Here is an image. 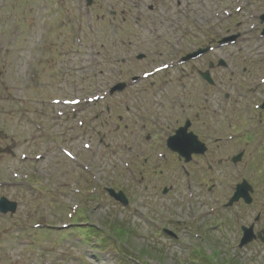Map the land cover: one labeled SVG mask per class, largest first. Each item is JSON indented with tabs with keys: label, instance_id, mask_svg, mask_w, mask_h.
I'll return each instance as SVG.
<instances>
[{
	"label": "rangeland",
	"instance_id": "1",
	"mask_svg": "<svg viewBox=\"0 0 264 264\" xmlns=\"http://www.w3.org/2000/svg\"><path fill=\"white\" fill-rule=\"evenodd\" d=\"M261 1L0 0V199L16 204L0 213V264H264V243L238 248L240 226L249 227L257 213L254 230L264 226V165L252 160L261 154L248 150L243 170L179 162L159 150L158 139L151 150L142 144L137 95L107 93L141 71L176 62L200 46L208 27L248 28ZM183 67L168 69L167 95L181 93L175 82ZM218 79L207 106L214 117L223 116ZM73 98L72 106L54 103ZM145 106L153 108L149 100ZM238 137L231 142L237 151L253 139ZM239 170L253 188L252 205L221 209ZM200 177L215 185L213 197L201 193ZM105 187L120 190L128 206ZM163 187L172 189L162 195Z\"/></svg>",
	"mask_w": 264,
	"mask_h": 264
},
{
	"label": "flooded vegetation",
	"instance_id": "2",
	"mask_svg": "<svg viewBox=\"0 0 264 264\" xmlns=\"http://www.w3.org/2000/svg\"><path fill=\"white\" fill-rule=\"evenodd\" d=\"M258 5L260 9L255 7L248 16V28H241L240 22L238 25L234 23L233 28L208 27L202 31L200 46L186 48V60L182 61V56H178V62L170 65L169 69L184 66L180 81L175 82L181 83V93L169 92L170 96L165 93V87L170 83L165 78L170 72L168 69L158 70L148 78H140L141 71L136 78L133 75L126 82L122 81L125 84L121 91L124 98L137 95L142 104L136 123L140 127L138 131L142 135V144L149 150L155 139L161 143L162 148L159 150H166V140L172 136L174 141L184 139V143L179 146H183L190 155L185 164H194L200 169L204 163L208 171L230 166L237 170L245 163L242 162L244 154H249V151L254 154L252 147L256 153L261 154L260 157L253 155L252 160L264 165V0ZM230 14L229 11L226 17ZM229 48L236 49V52H227ZM158 66L161 65L154 67ZM214 76L219 77L217 82L224 89L216 91L221 94V101L217 104L220 105L219 114L222 117L216 114L215 117L210 116L207 107L210 89L215 88ZM147 79L148 82L145 81ZM182 94L183 97L177 101L176 98ZM199 94L201 98H198ZM157 98H161L162 102L156 103ZM147 100L153 104L152 109L145 106ZM157 109H161L158 111L162 113H158ZM125 110L128 111L129 107L126 106ZM171 121L173 126L168 127ZM237 127L241 130L235 131ZM246 134L253 137L251 142H247L242 151L235 150L231 142ZM227 136L232 137L227 139ZM179 146L175 148L176 152ZM176 154L179 162L184 161L178 152ZM237 155L239 158L235 162ZM146 162L147 159H144ZM184 173L188 184H192L190 172L185 170ZM233 173L231 168L227 174ZM200 179L201 182H197L199 186L204 187V183L206 185L201 193L213 197L215 185H209V181L205 182L203 177ZM217 197L220 199L222 196ZM225 204H221V209L228 210L224 208ZM234 216L238 217V214ZM263 230L264 226L257 231Z\"/></svg>",
	"mask_w": 264,
	"mask_h": 264
},
{
	"label": "water",
	"instance_id": "3",
	"mask_svg": "<svg viewBox=\"0 0 264 264\" xmlns=\"http://www.w3.org/2000/svg\"><path fill=\"white\" fill-rule=\"evenodd\" d=\"M87 4H90L92 0H86ZM184 143V139H178L177 141H174V138L170 139L169 145L172 148H176L177 146ZM177 151L185 157V160H188L190 158L189 152L186 151L183 146H179ZM251 191V188L246 184V182H242L239 186H237L236 191L229 201L228 205H232L233 202L238 201L239 199H243L246 204H250L251 198L249 197L248 192ZM116 200H119L123 204H126L125 199L122 197L121 194L114 195ZM15 204L14 203H6L4 199L0 200V211L2 212H14L15 210ZM254 238V235L252 234V227L248 229H244L243 237L240 241L239 247L241 248L245 244L249 243Z\"/></svg>",
	"mask_w": 264,
	"mask_h": 264
},
{
	"label": "snow or ice",
	"instance_id": "4",
	"mask_svg": "<svg viewBox=\"0 0 264 264\" xmlns=\"http://www.w3.org/2000/svg\"><path fill=\"white\" fill-rule=\"evenodd\" d=\"M73 102H75V101H73ZM215 257H213V259H214Z\"/></svg>",
	"mask_w": 264,
	"mask_h": 264
}]
</instances>
